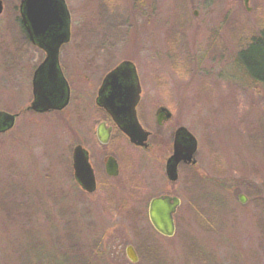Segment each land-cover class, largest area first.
I'll use <instances>...</instances> for the list:
<instances>
[{
	"label": "rangeland",
	"instance_id": "1",
	"mask_svg": "<svg viewBox=\"0 0 264 264\" xmlns=\"http://www.w3.org/2000/svg\"><path fill=\"white\" fill-rule=\"evenodd\" d=\"M66 1L73 35L61 56H116L115 62L131 56L140 70L152 71L159 99L176 104L178 120L198 140L200 175L194 187L186 169L177 186L183 202L176 233L164 237L138 219L146 217L150 195L137 207L131 198L110 204L101 190L80 195L72 185L70 108L25 112L0 134V264H49L54 257V264H152L148 241L157 243L153 264H202L193 245L205 253L203 264H264V210L253 197L260 189L264 198V156L257 150L264 139V82L239 57L246 49L245 56L263 54L264 61V38L250 46L264 30V0H248L250 9L244 0ZM19 4L3 0L0 14V108L12 112L31 99L16 102L27 83L17 93L23 71L15 56H45L31 42L24 45ZM116 181L117 193L129 199L125 177ZM128 245L136 248V262Z\"/></svg>",
	"mask_w": 264,
	"mask_h": 264
},
{
	"label": "flooded vegetation",
	"instance_id": "2",
	"mask_svg": "<svg viewBox=\"0 0 264 264\" xmlns=\"http://www.w3.org/2000/svg\"><path fill=\"white\" fill-rule=\"evenodd\" d=\"M64 2L68 13L58 6L57 10L55 9L56 19L51 20L53 24L50 31L42 37L31 34L29 25L23 17L25 5L23 6L20 0L19 26L20 32L24 35V45L31 42L43 51L45 56H32L33 59L31 56H15V66H21L23 71L20 83L18 81L16 84L17 93L22 81L25 85L27 83L26 96L16 102L21 103L28 97L31 99L30 102L26 101L27 104L23 102L25 104L19 111L12 112L1 107L2 111L16 114L17 122L25 112L38 115L61 114L70 108L67 133L71 137L70 148L72 145L73 148L70 156L67 153V166L73 181L72 185L80 195H92L101 190L103 196L108 197L110 204L116 203L117 200L124 205L123 201L129 202L131 198L138 206L150 195L146 217L141 213L138 219L141 217L149 220V227L153 230L156 229L149 213L152 200L166 196L177 198L180 202L173 211L177 229L175 215L183 202L177 186L184 179L186 169H189L191 175H194L193 180L196 179L192 185L196 187L200 175V172L194 170L198 163L200 165L197 157L198 143L194 154L187 157L185 147L190 146L191 140L185 131L192 132L178 120L176 104L159 99L157 92L161 87L155 84L152 86L151 83L156 82L152 79L153 74H150L152 71L140 70L131 56L121 58L117 62H115L116 58L111 59L116 56H91L88 59L83 56H61L64 46L70 43L73 35L72 14L67 1ZM40 8L41 5L38 9ZM52 9L54 10L53 7ZM57 48L58 56H54ZM101 58L105 61L104 64L99 62ZM95 60H98V63H93ZM85 61H87L86 66L90 68L80 69L76 66L80 62L84 67ZM28 63L30 65L33 63V69L26 74ZM111 64L113 65L107 70L100 71L105 65ZM94 68L98 71L93 70ZM112 94L114 97L110 98ZM34 104L38 105L37 110L33 108ZM63 104L65 106L62 107ZM45 107L48 109L43 110ZM153 108L156 111L152 112ZM16 122L11 129L0 134L14 129ZM132 132L134 134L139 132L147 136V139L144 143L134 142L131 139ZM76 151L79 153L80 177L77 176L76 170ZM57 155L59 157L60 154ZM128 160L133 166H130L131 170L126 172L124 161L128 162ZM145 171L149 176L148 180L142 175ZM122 177H125L127 183L122 189L128 191L129 199L127 196L122 198L117 193L115 182ZM92 178L95 186L88 189L85 183ZM104 190L107 195H104ZM121 205L120 210L124 208H121Z\"/></svg>",
	"mask_w": 264,
	"mask_h": 264
},
{
	"label": "water",
	"instance_id": "3",
	"mask_svg": "<svg viewBox=\"0 0 264 264\" xmlns=\"http://www.w3.org/2000/svg\"><path fill=\"white\" fill-rule=\"evenodd\" d=\"M40 1L41 2H39V0H22V5L23 6L25 5L24 6L25 13H23V17H24L25 22L29 25L31 34L41 35L42 37H44L45 34L46 35L48 34V32L50 31V27L53 24V23L51 24V20L53 18L56 19L57 11H55V9L57 10V7L59 6V9L61 7L62 9L66 10V7L64 4L65 3L64 0H40ZM248 3L249 1L245 0V4L247 6H248ZM40 5H41V8L38 9ZM52 7L54 8V10L52 9ZM2 11H3V1L0 0V13ZM54 56H58V48ZM113 97L114 95L112 94L110 98H113ZM63 106H65V104H63L62 107ZM48 107L43 108V110H47ZM33 108L37 110L38 105L34 104ZM15 118H16V115L14 114H9V113L0 111V132H4L12 128L15 123ZM185 132L186 134H188L191 140L190 146L185 147L187 157H191L197 148V140L187 130ZM131 139L134 142L138 141V143H144V141L147 139V136H143L139 132L136 134L132 132ZM78 155L79 153L78 151H76V154H75L76 170L78 174L77 176L80 177L81 175L79 176L80 169L78 166ZM92 181L93 183H91ZM94 186H95V182L93 178L89 182L85 183V187H87L88 189ZM239 198L242 203H245L247 200V197L244 194H240ZM179 202L180 201L177 198H171V197L166 196V197L155 198L152 200L150 204L149 213H150L151 222L153 223L154 227L164 236L171 237L175 233V223L173 219V211L175 207L179 204ZM127 255L132 261H137L138 259L137 254L133 246L131 245L127 247Z\"/></svg>",
	"mask_w": 264,
	"mask_h": 264
},
{
	"label": "trees",
	"instance_id": "4",
	"mask_svg": "<svg viewBox=\"0 0 264 264\" xmlns=\"http://www.w3.org/2000/svg\"><path fill=\"white\" fill-rule=\"evenodd\" d=\"M264 38V30H263V32L260 34V36L258 37V39H256L255 41L253 40V42H251L250 43V46L252 45V44H254V42H258V41H260V40H262ZM245 50L246 49H243L242 51H240L241 53H239V57L241 58V61H242V66L243 67H245L248 71H253L254 72V74H252V75H254V77H255V79L257 80V81H260V82H264V61H262L261 60V58H262V56H263V54H262V56H260L259 55V53L257 54V56H245ZM241 54H243L244 56H241ZM175 57V56H174ZM246 63V64H245ZM246 129H248L249 130V128L248 127H246ZM256 132V136H258V138L260 137V135H259V132H258V130H256L255 131ZM261 139V138H260ZM253 141H254V144H255V146L257 145V143H258V139L256 140L255 138L254 139H252ZM261 142H262V146H261V149H257V150H259L260 152H262L263 153V156H264V139H263V141H262V139H261ZM255 189H256V187H255ZM250 191V190H249ZM254 192H255V194H254V196L253 197H255L256 198V200H257V202H258V206L260 205V206H263V210H264V198H263V196H262V193L260 192V189H256V190H254ZM145 238V237H144ZM147 239V238H146ZM148 243L150 244V248H151V253H150V255H151V260H152V264L155 262V259L158 261L159 260V258H157L158 257V252H156L157 251V247H156V242L155 241H153L152 243L151 242H149L148 241ZM156 243V244H155ZM192 246V245H191ZM192 249H193V251H196L197 252V254H198V259L202 262V264L203 263H205V262H203V261H206V258H205V253H203L201 250H200V248L198 247H196L195 245H193L192 246ZM198 250V251H197ZM201 256H203V259H202V257ZM58 257H54L52 260H53V262H50V261H48L49 262V264H54V261H56V259H57ZM204 258H205V260H204ZM150 260V261H151Z\"/></svg>",
	"mask_w": 264,
	"mask_h": 264
}]
</instances>
